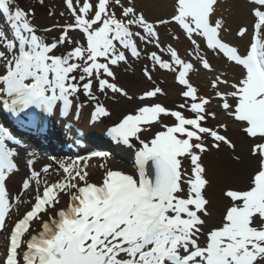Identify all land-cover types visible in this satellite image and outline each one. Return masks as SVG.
I'll list each match as a JSON object with an SVG mask.
<instances>
[{
	"label": "snow or ice",
	"instance_id": "obj_1",
	"mask_svg": "<svg viewBox=\"0 0 264 264\" xmlns=\"http://www.w3.org/2000/svg\"><path fill=\"white\" fill-rule=\"evenodd\" d=\"M248 2L252 32L241 51L224 38L230 29L217 13L220 0H173L167 18L151 20L135 0H64L71 22L45 28L33 23V9L0 0L10 25L8 32L0 29V101L21 125L42 122L54 110L57 116L77 114L80 97L92 103V121L109 118L95 93L132 99L115 82L113 66L139 59L140 43L158 50L147 53L151 67H143L144 77L153 81L159 68L175 74L183 88V102L174 108L144 103L107 129L133 151L135 174L105 163L99 182L91 181L89 162L106 159L105 152L39 169L28 159L19 191L12 194L7 181L19 171L18 156L6 141L15 137L0 124V238L6 241L0 264H264V0ZM172 24L190 43L185 51L192 59L182 58L173 43L161 46L158 28ZM53 29L58 36L47 35ZM73 31L82 38L70 36ZM248 34L247 26L236 32L239 38ZM205 48L240 69L231 79L226 71L216 74L212 95L200 94L190 79L201 69L218 71ZM165 94L155 85L138 99ZM214 101L228 120L210 123L219 121ZM228 121L251 141L248 155L255 166L245 187L223 190L227 203L219 221L209 224L211 181L203 156L224 145L234 162L243 159L226 134ZM146 133L150 138H142ZM64 196L66 205L57 207Z\"/></svg>",
	"mask_w": 264,
	"mask_h": 264
},
{
	"label": "rangeland",
	"instance_id": "obj_2",
	"mask_svg": "<svg viewBox=\"0 0 264 264\" xmlns=\"http://www.w3.org/2000/svg\"><path fill=\"white\" fill-rule=\"evenodd\" d=\"M135 2L139 6V2H137L136 0ZM16 3L18 6L26 10H34L33 21L34 24L39 26L40 28L52 27L53 25H62L66 22H71V16L66 8L64 0H44L43 4H41L39 0H16ZM116 11L117 14H119V8H117ZM50 12L51 15L49 14ZM62 12L64 13L63 16L60 15V13ZM147 17L150 20L155 19L154 17ZM161 17L162 16H158L157 18ZM47 35L50 37H56L59 35V29H53V31L48 33ZM70 36L77 37L81 36V34L73 31L70 32ZM163 39L164 41H168L167 43H173V46L177 47V42L173 41L171 36L167 37L163 35ZM233 41L237 42L235 38H233ZM147 51H150V49H148ZM145 65L151 67V63L148 62L147 59H139L132 61L130 64H121L116 67L115 73L117 78L115 82H118L122 87L125 88L129 96L132 97L131 100L119 96L118 94L114 95L110 91L107 93V95L101 94L96 91L95 94L99 96L100 101L104 103L111 112V116L109 118H106L109 121L108 124L117 122L122 117V115L126 114L127 112L134 111L137 107L142 106V104L144 103L159 102L165 104L169 108H174L176 105L183 102V98L179 95V93L182 91L178 87L180 85H177L175 83H173V86L177 85V88H175L174 92L177 93L179 97H176L174 99L167 98L168 85L165 82L168 80H174L169 73L168 75L162 70L157 69L155 72H153V81H148L146 77H144L142 72V69ZM155 85L160 86L166 94L158 95L153 100L140 101L138 99L143 91L149 90ZM80 100L87 102L84 103V105H88L89 109L92 108V103H89L87 101V98L80 97ZM165 122L170 123L172 121L170 119H166ZM226 134L236 142V151L242 156L243 159L241 163L234 162L231 158V150L224 145L221 146V149L219 151L212 149L203 156V163L207 169L208 178L211 181V184L206 193L210 200L209 210L212 213V216L210 218H207L209 224H214L219 221L224 206L227 203L222 195L223 190L229 186L238 188L245 187L247 185L249 174L252 168L255 166V161L252 160L248 155V145L251 143V141L246 139L244 134L240 131L235 133L228 130ZM146 136L150 138L151 133L142 135V138H146ZM207 142L211 143L210 140ZM242 149H244V151H242ZM248 160L252 162V167L249 169L245 166V162ZM124 165H127V163H125ZM184 166H186V168L189 167L187 161L185 162ZM111 168L122 170L119 165L116 167L112 166ZM103 171L100 170L96 174L90 175V179L94 182H99L102 178Z\"/></svg>",
	"mask_w": 264,
	"mask_h": 264
},
{
	"label": "bare ground",
	"instance_id": "obj_3",
	"mask_svg": "<svg viewBox=\"0 0 264 264\" xmlns=\"http://www.w3.org/2000/svg\"><path fill=\"white\" fill-rule=\"evenodd\" d=\"M136 1L139 2V6L137 4L138 9H143L146 16L154 17L155 19L158 16H162L161 18H167L168 16L166 15H170L172 13L173 0H136ZM247 1L248 0H220L217 13L219 16H222L226 20V27L230 29V31L225 32L223 34L224 38L227 41H230V38L232 36L231 34L235 33L237 26H247L248 28L249 27L251 28V25L253 23V18L249 13V8H251V5ZM159 31L161 34L162 41H164L163 35L167 37L171 36L169 34L170 32H174L175 34L180 35L181 39L179 42H177V48L182 53L183 57H185L186 59H192L191 57H188L186 55V51H185L187 48L190 47V43L183 37V34L181 30L178 28V26H176L175 24L169 25L167 28H165L164 26H160ZM245 37L244 38L235 37V40L237 41L235 43L237 44L241 43V45H244V43H246L247 41ZM231 39L233 40V38ZM164 42L167 43L168 41H164ZM202 46H204L203 43H202ZM205 50H206L205 53L210 58V61L213 63L214 67L218 69L217 73H210V72H206L205 70L201 69L198 72H194L193 75H191V77L193 76L192 80L195 83V86H197L198 89L200 90L201 94L212 95L213 90L210 87V80L213 79L216 74H218L221 71H226L228 78L231 79L234 76H238L240 69L235 68V67H231V68L227 67L226 61L222 56L220 58H216L214 57L213 53L210 50H207L206 48ZM193 63H197V62L193 60ZM197 67L199 68L198 64H197ZM165 83H167L168 85L167 86V98L174 99L176 97H179V95H177V93L174 92L175 88L177 87L173 86V81L168 80ZM221 88H223V86H221ZM217 103L218 101H214L212 107L215 108V105ZM215 110L218 112L219 121H210L211 124H215L217 122H223V121L228 120V118L218 108H215ZM80 111L82 112V116H81V119L77 122V124L79 126H82L84 125L86 120L88 119L90 120L91 117L87 118V115L89 113L87 107L81 108ZM228 122H229L228 130L230 132L236 133L239 131L236 124L232 123L231 121H228ZM101 128L102 126H97V127L95 126L87 130H88V133H90V135L93 137L94 135L98 136V133L96 131H99ZM68 139H69V142L71 141L72 143V140L69 137ZM242 151H244V149H242ZM104 159L99 160L97 158H92V160L89 162V169H88L89 173L91 174L97 170H100L101 169L100 162H105L107 160V163L109 165L116 164L115 160H111L107 158L106 160ZM67 160H70V159H67ZM249 160L245 162L246 163L245 166L248 169L252 167L251 166L252 162ZM57 161H60V160L58 159ZM22 163L24 164V166H20L22 168L20 169L19 173L14 175L12 179L9 181V188L12 194H14L12 186L14 184H18L20 179L23 178L24 174L26 173V167H25L26 161H23ZM45 163H48V162L42 159L36 160L35 167L39 169V167Z\"/></svg>",
	"mask_w": 264,
	"mask_h": 264
}]
</instances>
